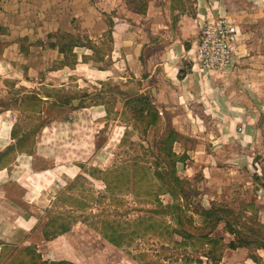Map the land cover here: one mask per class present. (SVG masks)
<instances>
[{"label": "rangeland", "instance_id": "obj_1", "mask_svg": "<svg viewBox=\"0 0 264 264\" xmlns=\"http://www.w3.org/2000/svg\"><path fill=\"white\" fill-rule=\"evenodd\" d=\"M115 2L0 0V114L9 111L17 120L13 146L32 152L43 167L54 166L46 162L54 156L81 168L78 180L57 191L58 198L42 214L33 241L21 249L7 246L1 264L16 263L27 248H36L44 261L75 264H257L250 255L258 252L231 250L234 237L225 221L216 225V217L208 215L216 211L238 228H257L260 209L249 207L253 189L226 187L209 203V171L205 176L200 169L186 178L177 165L178 183L162 151V135L168 128L174 130L172 125L162 122L157 130H147L126 115L119 81H105L99 87L95 78L78 76L84 54L94 70L110 68L109 19L117 15L112 10L116 3L124 4L126 16L128 0ZM236 68L235 64L231 73ZM261 83L264 97V75ZM261 107L264 113V103ZM177 135L174 151L176 144L180 148ZM192 145L181 144L182 148ZM14 153L3 155L0 165L10 164ZM179 157L183 161L178 164L189 155L179 152ZM94 169L111 171L110 189L96 179L100 174ZM176 204L181 210L172 208ZM62 215L71 223V231L46 240L44 228ZM183 230L219 239L212 256L218 263L209 256L207 241L184 240ZM259 264H264L262 258Z\"/></svg>", "mask_w": 264, "mask_h": 264}, {"label": "crops", "instance_id": "obj_2", "mask_svg": "<svg viewBox=\"0 0 264 264\" xmlns=\"http://www.w3.org/2000/svg\"><path fill=\"white\" fill-rule=\"evenodd\" d=\"M191 1L128 0L126 16L124 4L115 2L117 9L112 10L117 15L109 19L110 68L94 70L84 54L78 65L82 72L77 74L95 78L99 87L105 81H119L125 102L131 96H149L162 122H169L179 134L180 148L193 143L192 148L175 147L178 155H189L177 164L184 176L192 178L200 169L207 176L209 171V203L226 187L253 189L251 205L260 209L264 225V0ZM221 18L232 21L242 35L234 73L207 72L196 63L202 25ZM90 50L95 52L94 47ZM16 122L9 111L0 114V160L16 152L10 164L0 165V264L7 246L21 249L33 241L57 191L78 180L81 172L76 162L54 156L46 161L54 166H40L32 152L14 147ZM258 254L264 262V250Z\"/></svg>", "mask_w": 264, "mask_h": 264}, {"label": "trees", "instance_id": "obj_3", "mask_svg": "<svg viewBox=\"0 0 264 264\" xmlns=\"http://www.w3.org/2000/svg\"><path fill=\"white\" fill-rule=\"evenodd\" d=\"M143 9V8H142ZM140 10V13H144L143 10ZM111 37V35H110ZM124 110L126 115L130 116L131 119L141 125L146 126L145 128L147 130H157L159 126L161 125L162 118L159 113L158 108L153 104L152 99L149 96L146 95H135L129 97L125 104H124ZM164 139L162 141V151L165 152V158H167V164L170 168L171 173L174 175V180L178 181V183L181 182V180L177 177V164L178 162H182L183 159L179 157V155L174 151V143L176 141V138H178L177 133L173 130L168 128L164 135ZM96 172L100 174L99 177H94L97 180L102 181L107 189H110V178H111V171H102L99 169H94ZM136 172V171H135ZM136 175V174H135ZM264 186V185H263ZM168 192V191H167ZM171 194H174L173 191L169 192ZM249 207L255 208L254 205H250ZM172 208L176 209L177 211L181 207L180 205H172ZM230 211V210H229ZM233 212V211H230ZM209 218H215L214 224H219L222 221H225L226 223V229L227 232L234 237V240L230 242L229 248L231 250H238V249H253L255 252H258L259 250H264V225L259 222L257 225V228H238L236 227V223L228 220H224V218H220L217 216L216 211L208 212ZM181 217L179 216V222L181 223ZM179 223V224H180ZM211 224V222H210ZM71 231V223L67 218H65L64 215L55 218L51 225H47L44 230L43 234L46 240L50 241L60 235L69 233ZM245 232H248L250 234V237H244L243 234ZM184 240H204L207 241V245H209V256L212 257L214 252L218 249L220 245V240L212 238L210 233L208 235H195L194 233H191L188 230H183L180 233ZM112 243H114L116 246H120V244L112 237H109L108 235H105ZM22 255V256H21ZM14 264H74L69 261H55V262H47L44 261L41 254L38 253L36 248H27L23 251ZM28 258V261H24L26 259H23L22 257ZM214 260L215 258L212 257ZM250 258L253 259L257 264L261 261V257L255 253L250 255ZM217 263L218 261L215 260Z\"/></svg>", "mask_w": 264, "mask_h": 264}, {"label": "built area", "instance_id": "obj_4", "mask_svg": "<svg viewBox=\"0 0 264 264\" xmlns=\"http://www.w3.org/2000/svg\"><path fill=\"white\" fill-rule=\"evenodd\" d=\"M238 29L226 18L202 25L197 41V65L207 72H227L235 68Z\"/></svg>", "mask_w": 264, "mask_h": 264}]
</instances>
